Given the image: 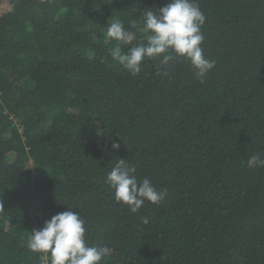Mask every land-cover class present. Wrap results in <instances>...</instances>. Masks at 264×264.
Here are the masks:
<instances>
[{"label":"trees","instance_id":"16d2710c","mask_svg":"<svg viewBox=\"0 0 264 264\" xmlns=\"http://www.w3.org/2000/svg\"><path fill=\"white\" fill-rule=\"evenodd\" d=\"M195 2L203 83L182 57L136 75L110 57L108 24L127 51L168 0H0V264H40L31 231L69 207L100 264H264V167L247 166L264 154V0ZM117 159L165 200L117 203Z\"/></svg>","mask_w":264,"mask_h":264},{"label":"clouds","instance_id":"9594fccd","mask_svg":"<svg viewBox=\"0 0 264 264\" xmlns=\"http://www.w3.org/2000/svg\"><path fill=\"white\" fill-rule=\"evenodd\" d=\"M205 20L195 0H168L158 12L149 10L144 13L142 31L148 34L146 42L127 51H123L121 45H131L134 34L127 31L121 21L113 20L106 31L107 39L117 41L110 57L133 75L140 72L145 58L159 56L163 64H168L175 57H182L194 69L196 79L203 83L206 74L216 64L215 60L204 56L201 47L205 39L201 30ZM112 148H119V144L113 143ZM247 166L264 167V154L251 155ZM135 173L134 165L117 159L105 181L113 189L114 200L128 206L131 213L138 212L146 201L160 205L165 200L166 191H158L148 178L138 180ZM70 209L53 215L41 229L31 231L27 247L42 253L40 264H100L106 254L107 249L87 244L85 221L79 212ZM141 222L147 224L148 218L142 217Z\"/></svg>","mask_w":264,"mask_h":264}]
</instances>
